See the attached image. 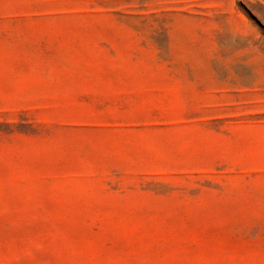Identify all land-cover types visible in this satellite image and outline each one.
Listing matches in <instances>:
<instances>
[{"label":"rangeland","instance_id":"rangeland-1","mask_svg":"<svg viewBox=\"0 0 264 264\" xmlns=\"http://www.w3.org/2000/svg\"><path fill=\"white\" fill-rule=\"evenodd\" d=\"M0 264H264V0H0Z\"/></svg>","mask_w":264,"mask_h":264}]
</instances>
